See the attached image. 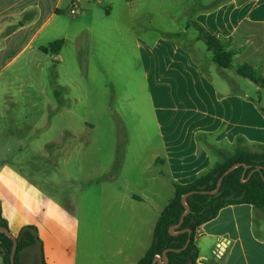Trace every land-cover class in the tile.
<instances>
[{"label": "crops", "instance_id": "obj_1", "mask_svg": "<svg viewBox=\"0 0 264 264\" xmlns=\"http://www.w3.org/2000/svg\"><path fill=\"white\" fill-rule=\"evenodd\" d=\"M111 15L109 5L94 15L91 0H0V66L4 70L13 62H65L63 49L69 43L84 36L90 40L95 30L114 31L107 25ZM87 18L90 24L83 28ZM193 23L216 38L230 40L238 51L234 66L249 64L264 77V0H212V8L200 11ZM59 41L63 42L59 52H50L49 47ZM138 53L162 147L153 163L161 168L139 190L99 188L98 211L112 210L113 220L106 228L98 216V232L103 224L112 242L97 252L95 262L86 252L81 264H137L152 245L156 223L173 198L168 197L170 185L194 182L218 161L217 152H234L239 137L244 138L239 147L245 149L264 145L260 100L218 86L190 49L172 39L139 42ZM75 60L81 62L77 53ZM257 90L264 89L257 86ZM3 111L0 106V121ZM71 113L69 108L54 110L49 124L58 114ZM5 123L0 124L4 137L0 146L5 148L0 153L2 218L16 237L24 226L37 228L45 264H80L78 216L62 198L10 163L11 148L24 141L11 137L10 121ZM196 245L197 264H264V214L249 204L227 206L199 227Z\"/></svg>", "mask_w": 264, "mask_h": 264}, {"label": "rangeland", "instance_id": "obj_2", "mask_svg": "<svg viewBox=\"0 0 264 264\" xmlns=\"http://www.w3.org/2000/svg\"><path fill=\"white\" fill-rule=\"evenodd\" d=\"M100 1L91 0L94 15L109 5L112 15L107 25L114 27L113 32L95 30L90 40L84 36L69 43L63 49L65 62H13L4 70L0 66V106L4 108L0 124L10 121L11 137L24 141L11 148L9 161L73 207L80 220V264L86 252L95 262L97 252L112 242L103 224L98 232L99 217L106 228L113 220L112 210L98 211L99 188L139 190L161 168L153 163L162 147L140 65L139 42L163 38L180 43L218 86L248 93L264 106V90L259 92L234 68L222 69L213 63L212 53L199 38L193 22L200 11L212 8V0ZM84 22L83 28H88L90 19ZM76 53L81 62L75 60ZM64 108L72 113L58 114L50 125L52 111ZM17 126L21 130H15ZM4 150L0 146V153ZM174 195L170 185L169 199ZM22 260L41 264L32 250L24 251ZM0 264H4L1 253Z\"/></svg>", "mask_w": 264, "mask_h": 264}, {"label": "trees", "instance_id": "obj_3", "mask_svg": "<svg viewBox=\"0 0 264 264\" xmlns=\"http://www.w3.org/2000/svg\"><path fill=\"white\" fill-rule=\"evenodd\" d=\"M196 27L201 33L199 38L206 43L208 50L212 53L213 63L222 69L234 68L237 74L264 89V77L254 67L246 63L234 66L233 60L238 51L231 48L230 40L216 38L201 26L196 25ZM62 44L63 42L59 41L51 45L50 52L57 54ZM243 142L244 138L236 139V147L231 155L219 153L215 147H212V151L220 155V160L216 161L194 182L186 185L172 184L175 195L161 212L154 229L152 245L137 264H152L155 257L161 256L166 249H173L167 254V264H197L199 259V249L196 245L198 229L216 218L221 209L230 205L249 204L260 209L264 214V145L255 144L253 148L245 149L239 147V144ZM238 163L250 166L244 177V167H238L224 177L217 194L202 195L197 193L188 197L187 204L190 213L176 231L191 230V241L186 249L180 252L175 251L184 248L189 239L187 231L177 236L170 234V229L179 223L181 216L186 211L181 201L182 196L192 191H215L221 176ZM256 168H262V170L253 172ZM0 226L8 228L6 220L2 218L1 208ZM17 239L19 241L15 264H25L22 260V253L26 250L36 251L41 264H45L43 244L35 226H24ZM12 247L13 241L0 232V253L4 264H10Z\"/></svg>", "mask_w": 264, "mask_h": 264}, {"label": "water", "instance_id": "obj_4", "mask_svg": "<svg viewBox=\"0 0 264 264\" xmlns=\"http://www.w3.org/2000/svg\"><path fill=\"white\" fill-rule=\"evenodd\" d=\"M243 166L244 167V172H243V177L246 175L247 173V170L250 168V166H247L245 164H242V163H238V164H235L233 165L231 168H229L222 176L221 178L219 179L218 181V184H217V189L215 191H192V192H189L185 195L182 196V204L185 206V213L181 216L180 220H179V223L172 227L170 229V234L172 236H177L179 235L180 233H185L186 231L189 233V239L186 243V245L184 246V248L182 249H179V250H175L177 252H180L184 249L187 248V246L189 245L190 241H191V230H183L181 232H177L176 230L179 229L181 227V225L183 224L184 222V219L185 217L190 213V208L187 204V199L189 196L191 195H194V194H202V195H215L217 194V192L219 191L220 189V186H221V183L224 179L225 176H227L229 173H231L234 169L238 168V167H241ZM262 168H256L253 170V172L255 171H261ZM0 232L1 233H4L6 236H8L12 241H13V247H12V251H11V255H10V264H15V257H16V253H17V248H18V239L17 237L8 229V228H5V227H2L0 226ZM170 251H173V249H166L163 254L161 256H156L153 263L152 264H167L168 263V258H167V254L170 252Z\"/></svg>", "mask_w": 264, "mask_h": 264}, {"label": "built area", "instance_id": "obj_5", "mask_svg": "<svg viewBox=\"0 0 264 264\" xmlns=\"http://www.w3.org/2000/svg\"><path fill=\"white\" fill-rule=\"evenodd\" d=\"M75 11L74 10H72V13H74Z\"/></svg>", "mask_w": 264, "mask_h": 264}]
</instances>
